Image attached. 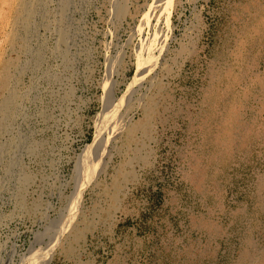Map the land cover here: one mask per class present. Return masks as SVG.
Returning <instances> with one entry per match:
<instances>
[{
	"label": "rangeland",
	"instance_id": "rangeland-1",
	"mask_svg": "<svg viewBox=\"0 0 264 264\" xmlns=\"http://www.w3.org/2000/svg\"><path fill=\"white\" fill-rule=\"evenodd\" d=\"M263 15L264 0H0V264L264 255Z\"/></svg>",
	"mask_w": 264,
	"mask_h": 264
},
{
	"label": "bare ground",
	"instance_id": "bare-ground-1",
	"mask_svg": "<svg viewBox=\"0 0 264 264\" xmlns=\"http://www.w3.org/2000/svg\"><path fill=\"white\" fill-rule=\"evenodd\" d=\"M20 1V0H19ZM169 1V0H168ZM13 2V1H12ZM11 2V3H12ZM27 2V1H26ZM6 4V3H5ZM9 4H10V2H9ZM15 5V4H14ZM30 5V4H29ZM9 7V6H8ZM12 7V6H11ZM29 7V6H28ZM13 8L14 7H12V10H13ZM26 9V7L24 6V4L21 2V3H19V12L20 13H22L24 10ZM10 10V9H9ZM28 10H29V8H28ZM27 10V11H28ZM37 11V10H36ZM6 12H7V10H6ZM11 12V11H10ZM13 12V11H12ZM25 12H26V10H25ZM5 13V12H4ZM23 14V13H22ZM27 14H28V12H27ZM11 15H12V13H11ZM29 15V14H28ZM6 16V15H5ZM10 16V15H9ZM3 17V19H4V16H2ZM8 17V16H7ZM33 17V16H32ZM263 17H264V15H263ZM9 18V17H8ZM24 18V17H23ZM31 18V17H30ZM259 18H261V16L259 17ZM6 19V18H5ZM20 19V18H19ZM264 19V18H263ZM260 21H262V20H259V22H257L256 21V24L257 23H260ZM264 21V20H263ZM5 22V21H4ZM9 22H10V20H9ZM6 23V22H5ZM18 23H19V21H18ZM263 23V22H262ZM6 24H8V23H6ZM255 24V23H254ZM7 26V25H6ZM26 26V25H25ZM255 26V25H254ZM257 26V25H256ZM4 27V26H3ZM9 27V26H8ZM261 27V26H260ZM260 27H256V28H260ZM263 27V26H262ZM261 27V28H262ZM6 28V27H5ZM255 28V29H256ZM4 29V28H3ZM253 29H254V27H253ZM5 30V29H4ZM10 31V30H9ZM260 31H261V29H260ZM262 31H263V28H262ZM4 32V31H3ZM12 32V31H11ZM19 32V31H18ZM14 33H16V32H14ZM253 33V32H252ZM260 33V32H259ZM262 33V32H261ZM263 33H264V31H263ZM263 35V34H262ZM3 37V36H2ZM6 37H7V35H6ZM261 37V36H260ZM263 37V36H262ZM3 38H5V37H3ZM17 39V38H16ZM264 39V38H263ZM3 43H4V39H3ZM6 44H7V42H6ZM5 45V44H4ZM1 46H2V44H1ZM3 47H5V46H3ZM2 49V47L0 48V50ZM3 51V50H2ZM1 54V53H0ZM3 54V53H2ZM4 55V54H3ZM1 59V58H0ZM8 65V64H7ZM7 68V67H6ZM1 69V68H0ZM11 78V77H10ZM7 82H8V76L7 75H4V78H3V82H2V84H3V86H5L6 84H7ZM10 87V86H9ZM10 91V90H9ZM10 94H11V91H10ZM219 94H221V93H219ZM217 95V94H216ZM215 95V96H216ZM219 97V96H218ZM222 97V96H221ZM218 99V98H217ZM240 99V98H239ZM10 102V101H9ZM11 102H12V100H11ZM10 102V103H11ZM8 103V102H7ZM8 106V105H7ZM237 106V105H236ZM232 107H233V105H232ZM9 108V107H8ZM150 109H151V107H149ZM6 109V108H5ZM4 109V110H5ZM12 109V108H11ZM231 109V108H230ZM2 110V109H1ZM116 110V109H115ZM237 110H239V108L237 109ZM152 110H150V112H151ZM6 112V111H5ZM10 112V111H9ZM231 112V111H230ZM228 113V112H227ZM232 113V112H231ZM116 115V114H115ZM228 116L230 115V114H227ZM238 114H236V113H234V111H233V113H232V117L231 118H234L235 120H233V122H235L236 123V120L238 119V116H237ZM5 117V116H4ZM114 117V116H113ZM124 117V116H123ZM230 117V116H229ZM228 119H230V118H228ZM227 119V120H228ZM239 119H240V117H239ZM224 121H226V120H224ZM131 122V121H130ZM229 122V121H228ZM231 123H232V121H230ZM229 122V123H230ZM2 123V122H1ZM230 123V124H231ZM234 123V126L236 125ZM240 123V122H239ZM237 124H238V121H237ZM227 125V124H226ZM221 126H222V124H221ZM228 126V125H227ZM231 127H232V125H230ZM238 126V125H237ZM235 127V128H233V129H235L236 130V128H238V127ZM2 128V127H1ZM135 128V127H134ZM134 128H132L131 130L133 131L134 130ZM228 128V127H227ZM128 129V128H127ZM130 129V128H129ZM224 129H225V127H224ZM231 129V128H230ZM229 129V130H230ZM231 131V130H230ZM252 131V130H251ZM129 132V131H128ZM127 132V133H128ZM221 132H222V130H221ZM225 132V131H224ZM237 132V131H236ZM234 133V132H233ZM129 134V133H128ZM131 134V133H130ZM224 135H225V133H224ZM223 135V136H224ZM246 135H248V134H246ZM249 135H251V134H249ZM219 136V135H218ZM221 136V135H220ZM219 136V137H220ZM235 136V135H234ZM219 137H217V138H219ZM246 137V136H245ZM221 138V137H220ZM230 138V137H229ZM232 138V137H231ZM250 138V137H249ZM222 139H224V138H222ZM221 139V140H222ZM234 139V138H233ZM236 139V138H235ZM247 139L248 138H246L245 140L247 141ZM225 140V139H224ZM232 140V139H231ZM215 141V140H214ZM226 141V140H225ZM237 141V140H236ZM235 141V142H236ZM224 142V141H223ZM230 142V141H229ZM228 142V143H229ZM232 142H233V140H232ZM243 142V141H242ZM218 143H220V142H218ZM222 143V142H221ZM225 143V142H224ZM244 143H246V142H244ZM236 144H237V142H236ZM223 145H225V144H223ZM230 145H232V144H230ZM233 146H234V144H233ZM226 147H227V142H226ZM225 147V148H226ZM229 147V146H228ZM20 148V147H19ZM221 149H223L222 147H221ZM230 149V148H229ZM228 149V150H229ZM231 149H232V147H231ZM225 150V149H224ZM227 150V149H226ZM221 152V151H220ZM229 152H231V151H229ZM228 151H227V153H229ZM224 153V152H223ZM222 153V154H223ZM226 153V152H225ZM224 153V154H225ZM226 153V154H227ZM230 154V153H229ZM223 157H225V155L223 156ZM221 158V157H220ZM17 161V160H16ZM199 165V164H198ZM67 220V219H66ZM44 250V249H43ZM251 252V251H250ZM243 262L245 263V264H264V255H262V256H257V257H254V256H252L250 253H244V255H243Z\"/></svg>",
	"mask_w": 264,
	"mask_h": 264
}]
</instances>
